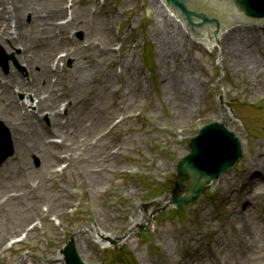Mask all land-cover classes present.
<instances>
[{"label":"rangeland","instance_id":"374dc122","mask_svg":"<svg viewBox=\"0 0 264 264\" xmlns=\"http://www.w3.org/2000/svg\"><path fill=\"white\" fill-rule=\"evenodd\" d=\"M7 1L8 6L12 4V0ZM60 3H65L64 7L71 4L73 13L84 10L90 22L92 18L99 24L103 20L111 33L110 46L115 55L114 62L107 64L116 76L111 87H94L100 104L89 120L93 134L99 136L118 121L102 138L107 143L100 150H106L112 160L106 163L107 173L93 190L87 187L88 177L98 169L88 166L86 157L76 166H62V171L57 167L66 160L56 166L48 164L46 168L54 166L58 174L52 183L43 184L37 175L40 155L31 154L27 180L29 187H35L30 192L40 197L31 204V212L37 215L22 218L18 209L30 210L22 200L9 204L26 192L0 188V264H60L59 252L71 237L84 264H264V174L247 192L244 187L248 183L240 181L246 165L252 166L253 160L262 158L264 171V27L231 29L241 33L244 43L252 33L261 39L260 48L252 47L259 62L257 79L255 70L239 67L222 51L194 42L183 32L182 39L177 35L175 51L172 48L163 57L158 56L157 42L150 34L156 26L162 27V14L179 31L155 0H47L48 7ZM94 32L98 38L103 37L102 27ZM69 33L72 42H84L83 30ZM19 53L18 48L7 51L0 45V56L6 60V69L0 63L2 76L13 71L24 78L28 73L16 59ZM123 53L128 63L136 66L132 80L118 67ZM72 66L73 59L68 56L59 62V70ZM170 74L172 82L166 81ZM180 78L184 80L183 93H197L195 105L182 107L177 101L174 87ZM16 100L24 101V95L18 93ZM61 114L64 117V112ZM46 116L45 125L49 122ZM216 121L224 123L240 140L243 157L212 182L198 201L177 210L170 205L169 194L176 180V166L189 153L190 139L202 126ZM12 159L13 152L0 170L8 168ZM242 193L249 201L241 217L235 218L231 208L240 202ZM62 194L67 202L52 210L49 198ZM47 209V219L38 224V217ZM145 214L147 220L132 224ZM14 223L20 228L10 233ZM35 223L36 230L25 235L24 229ZM240 229L250 240L251 249L240 243ZM94 230L113 234L116 243L106 245Z\"/></svg>","mask_w":264,"mask_h":264},{"label":"bare ground","instance_id":"6f19581e","mask_svg":"<svg viewBox=\"0 0 264 264\" xmlns=\"http://www.w3.org/2000/svg\"><path fill=\"white\" fill-rule=\"evenodd\" d=\"M155 1L166 13L167 18L177 25L179 31L175 30V26L168 24L162 14V27L156 26L150 37L157 42L158 56L163 57L172 51V48L175 51V46L178 44L177 35L179 34L181 38L180 32H183L184 36L186 33L182 28L183 23L160 0ZM48 5L47 0H12V4L8 6L7 0H0V45L7 51L18 48L20 53L16 55V59L25 65L28 72L24 78L13 71L7 76L0 74V122L11 136L14 152L13 159L8 162L9 167L0 170V188L11 187L26 192L20 196L21 199H13L9 203L22 200L23 206L24 204L30 206V210L24 212L18 209V212L23 214L22 218L37 215L36 212H31L34 209L31 204L40 198L30 192L35 187H29L27 180L31 170L29 158L31 154L40 155V171L37 175L44 181L43 184L52 183L53 178L57 176L52 170L54 166L51 167L52 169H47L46 166L52 163L56 166L61 160L60 153L65 154L68 167L72 164L78 165L83 157H86L85 162L88 166L98 169L92 170L88 177L87 187L93 190L102 182L103 174L107 173L106 163L112 160L106 150L100 152L107 140L98 137L97 141H101L97 146L96 137L99 135L93 134V125L89 120L90 115L99 109L100 104V97L93 90L94 87L107 88L111 82H114L113 75L116 76L115 73L110 72V65L107 64L114 62L115 55L110 46L111 33L103 26V20L101 24L95 18V21L92 18L90 22L84 10L74 13L72 11L71 21L60 23L62 16L64 14L66 16L63 3L52 7ZM27 17L30 18L28 23H26ZM100 27L104 33L103 37L98 38L94 35V30L98 31ZM78 30L84 31L85 40L82 43L72 42L68 37L70 31ZM251 35V38L247 37L244 43L238 30H228L219 34L217 46L213 45L209 48L222 51L239 67L245 66L247 71L255 70L256 73L259 62L252 53V47L260 48L261 39L256 33ZM202 43L208 46L206 41L203 40ZM57 51L73 59L71 69H58L57 65L61 60L55 62L54 53ZM119 62L118 67L123 74L127 73L131 80L134 79L135 64H129L124 53ZM169 77L166 81L172 82L173 76L170 74ZM256 77L260 78L257 73ZM183 86L184 80L180 78L177 88L174 87L177 101L182 107L195 105L198 99L197 93L191 91L183 93ZM56 92L60 93L56 94ZM18 93L24 95V101L16 100ZM62 111L66 116L62 117ZM45 112L49 120L46 125L43 123ZM84 121L89 125L87 126ZM88 135H91L90 139ZM53 136L61 140L60 145L48 140ZM58 151L60 152L57 153ZM263 174L262 158L253 160L252 166L246 165L244 174L240 176V181L248 183V188L244 187V192L262 179ZM243 194H239L240 202L235 203L231 208L235 218L241 217L242 208L249 201L243 199ZM49 199L47 200L52 203L53 210L66 203L68 198L62 194L59 197H52V200ZM45 217L42 215V218ZM142 220H147V214L134 219L132 224L136 225ZM19 228L20 224L14 223L9 232L13 233ZM93 234H98V239L106 245L111 241L115 243L117 239L113 234L97 233L95 230ZM238 239L245 248H252L243 229H240ZM58 262L62 264L61 255L58 256Z\"/></svg>","mask_w":264,"mask_h":264},{"label":"water","instance_id":"95a60500","mask_svg":"<svg viewBox=\"0 0 264 264\" xmlns=\"http://www.w3.org/2000/svg\"><path fill=\"white\" fill-rule=\"evenodd\" d=\"M162 1L194 40L207 41L209 47L219 40V34L233 25H264V0ZM189 147L190 154L179 162L177 180L170 192L171 202L176 208L198 200L204 189L242 156L239 140L220 123L204 126L198 136L191 140ZM9 154L6 140L1 134L0 164ZM61 253L65 264H83L72 238Z\"/></svg>","mask_w":264,"mask_h":264}]
</instances>
